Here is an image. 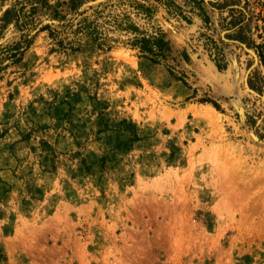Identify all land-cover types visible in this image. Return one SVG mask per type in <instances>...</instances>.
<instances>
[{
    "label": "rangeland",
    "instance_id": "obj_1",
    "mask_svg": "<svg viewBox=\"0 0 264 264\" xmlns=\"http://www.w3.org/2000/svg\"><path fill=\"white\" fill-rule=\"evenodd\" d=\"M196 1L150 0L175 75L1 32L0 264H264V0Z\"/></svg>",
    "mask_w": 264,
    "mask_h": 264
},
{
    "label": "trees",
    "instance_id": "obj_2",
    "mask_svg": "<svg viewBox=\"0 0 264 264\" xmlns=\"http://www.w3.org/2000/svg\"><path fill=\"white\" fill-rule=\"evenodd\" d=\"M91 0H14L0 18V34L12 25L21 34V41L3 49L5 58L18 62L31 47L35 37L47 32L54 49L78 51L96 48L109 51L121 46L135 50L139 57L154 64L175 62L168 71L175 75L176 58L173 57L170 41L161 27L153 24L156 12L150 0L140 2H118L111 0L95 6L87 5ZM158 4L170 0H154ZM201 10L199 2L191 0ZM171 3V2H170ZM164 5H166L164 3ZM38 29L33 35L32 31ZM260 63L264 69V46L259 45ZM217 50V47H216ZM221 55L217 50V57ZM187 60V56L183 54ZM218 69L224 66L218 64ZM207 101V100H206ZM219 109L216 102L208 100Z\"/></svg>",
    "mask_w": 264,
    "mask_h": 264
},
{
    "label": "bare ground",
    "instance_id": "obj_3",
    "mask_svg": "<svg viewBox=\"0 0 264 264\" xmlns=\"http://www.w3.org/2000/svg\"><path fill=\"white\" fill-rule=\"evenodd\" d=\"M205 72H206V71H205ZM202 74H204V73L202 72ZM204 76H205V75H204ZM206 77H207V76H206ZM208 79H209V78H208ZM237 81H238V79H237ZM237 81H236V82H237ZM236 82H235V83H236ZM232 85H233V86H236V85H234V83H233ZM222 86H223V85H222ZM227 87H229V86H227ZM230 87L232 88L231 84H230ZM221 88H222V87H221ZM234 88H235V87H234ZM238 88H239V87H238ZM223 89H224V88H223ZM236 89H237V88H236ZM224 91H225V90H224ZM228 91H229V90H228ZM225 92H226V91H225ZM232 92H233V91H232ZM239 92H240V90H239ZM239 92H238V93H239ZM227 93H228V92H227ZM238 93L236 92V95H237ZM244 93H245V92H244ZM230 94H231V93H230Z\"/></svg>",
    "mask_w": 264,
    "mask_h": 264
},
{
    "label": "water",
    "instance_id": "obj_4",
    "mask_svg": "<svg viewBox=\"0 0 264 264\" xmlns=\"http://www.w3.org/2000/svg\"><path fill=\"white\" fill-rule=\"evenodd\" d=\"M242 47L245 48L243 45H242ZM250 53L252 54V56H253L254 58H256V56H255V54H254L253 52L250 51Z\"/></svg>",
    "mask_w": 264,
    "mask_h": 264
}]
</instances>
